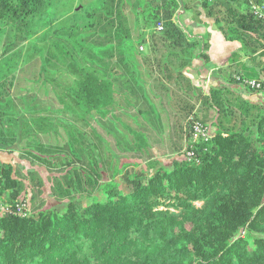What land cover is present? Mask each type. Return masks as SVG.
I'll use <instances>...</instances> for the list:
<instances>
[{
  "label": "trees",
  "instance_id": "1",
  "mask_svg": "<svg viewBox=\"0 0 264 264\" xmlns=\"http://www.w3.org/2000/svg\"><path fill=\"white\" fill-rule=\"evenodd\" d=\"M96 1L86 49L78 60L61 61L73 80L63 81L56 98L75 111L77 119L133 108L142 118L154 116L161 124L162 110L176 156L170 166L151 157L152 171L136 172L127 169L134 162L113 165L114 152L98 134L104 152L84 132L76 128L73 137L69 128L71 144L78 134L80 153L91 158L60 155L62 172L51 180V190L66 199L64 205L42 204L31 212L27 208L26 215L17 211L19 204L28 207L22 181L11 166L3 165L0 195L7 201L1 202L10 209L0 213V264H264V107L230 87L204 89L185 74L194 58L207 59L203 51L208 46L173 20L176 0ZM52 2L0 0V23L19 29L30 24L18 38L26 40L34 16ZM251 4L201 2L205 16L216 19L224 37L242 43L243 54H264V22ZM138 11L145 16L147 32L139 30ZM50 33L48 27L42 38L46 59L55 44ZM139 70L148 77H141ZM148 80L152 95L145 89ZM196 104L214 113L209 128L207 116L196 118L197 123L188 120ZM67 124L72 123L66 122L65 128ZM196 126L206 132L197 139ZM131 133L136 151L148 148L143 132ZM118 176L126 180L127 189Z\"/></svg>",
  "mask_w": 264,
  "mask_h": 264
},
{
  "label": "rangeland",
  "instance_id": "2",
  "mask_svg": "<svg viewBox=\"0 0 264 264\" xmlns=\"http://www.w3.org/2000/svg\"><path fill=\"white\" fill-rule=\"evenodd\" d=\"M252 2L253 4L264 3L261 0ZM96 4V0H53L51 6L42 14L34 16L30 30L31 36L26 40L18 38L27 33L30 24L29 28L25 24L19 29L0 23V101L3 102L14 96L13 101L0 104V163L2 168L3 165L11 166L12 173L22 181L21 189L28 202L29 212L42 204L44 207L56 208L64 205L66 199H58L51 190V180L62 172L60 164L63 160L60 155L72 157L75 160L91 158L87 153H80L78 134L75 137L77 141H72L73 144H71L67 133L69 128L73 132V137L76 128L84 132L88 140L94 142V145L100 148V152H104V143H98L99 135L106 141L108 149L114 152L113 165L116 161L118 164L134 162L127 169H133L136 172L144 170L150 173L152 168L148 166L151 163V157H153L152 161H157L159 165L170 166L176 156L170 149L167 121L162 110H160L161 124L154 116L149 119L142 118L133 108L121 109L106 117L90 119V114H84L80 116L84 117L83 119H77V113L74 114L75 111L66 109L56 98L55 91L62 89L63 81L73 80L69 70H65L66 66L64 67L61 61L68 63L67 60L70 58L78 60L86 49L87 34L91 32L88 27L94 20L92 8ZM136 14L139 18V27L145 29L143 23L145 16L139 11ZM48 27L51 30L49 37L55 44L52 49L53 54L46 59L47 47L42 38ZM206 36L207 34L199 37L201 44L206 43ZM212 43L214 48H219L215 38ZM141 51L145 52L146 46ZM194 51L197 53L198 48ZM206 51L207 49L203 51L205 56H207ZM200 57L204 59V56ZM210 66L209 63L207 68ZM217 71L216 75L223 77H228L230 73ZM119 72L120 70L116 69L115 74ZM140 73L141 77H148L144 71ZM214 73V70L210 72L211 78L215 75ZM50 77L54 79L49 81ZM116 77L119 78L122 75H116ZM229 78L227 80L232 79ZM233 78L236 80L235 76ZM123 80L121 78V82ZM149 84L148 80L145 89L152 95ZM208 84L209 82L204 89L210 87ZM256 93L264 96L263 93ZM151 99L156 103L157 108L161 109L153 96ZM258 104L264 107V100ZM77 111L82 112L79 108ZM213 114L211 109L206 111L201 105L196 104L188 120L197 123L196 118L207 116L208 127L209 122L214 118ZM38 118L41 120L35 122L34 119ZM66 122L72 124L70 126L67 124L65 128ZM131 130L141 131L147 136L148 148H145L143 152L135 150V140ZM57 156L59 157L56 160L49 159V157ZM105 175L103 171V178ZM118 180L124 188L129 187L125 179L118 176ZM81 197L83 203L88 201L87 197L83 195ZM4 199H7L6 195H0V201H7ZM196 203L199 204V202Z\"/></svg>",
  "mask_w": 264,
  "mask_h": 264
},
{
  "label": "crops",
  "instance_id": "3",
  "mask_svg": "<svg viewBox=\"0 0 264 264\" xmlns=\"http://www.w3.org/2000/svg\"><path fill=\"white\" fill-rule=\"evenodd\" d=\"M178 7L173 16L176 15L178 24L190 36L199 39L206 34L207 59L196 57L192 60L190 66L186 67L184 72L195 85L202 87L208 86H228L237 91L241 96L254 103H262L264 96L247 89L240 82L234 80L236 74H244L248 77H257L263 73L262 59L264 54L246 55L242 52V43L239 40H227L217 27L214 17L205 16L201 2L202 0H176ZM254 1V0H251ZM264 2V0H262ZM253 3V2H252ZM127 8L126 12H129ZM201 14H196V11ZM177 12V13H176ZM198 17L197 19H195ZM141 32H147V29L140 28ZM218 30L220 33H217ZM211 35L213 37L211 38ZM215 38L219 43V48H214L212 40ZM210 68H207L208 64ZM214 70L215 75H210ZM217 70L230 72V80L216 73ZM217 71V72H216ZM233 73V74H231ZM209 78V80H207ZM211 78V79H210ZM13 87V86H12ZM14 100V96L10 97Z\"/></svg>",
  "mask_w": 264,
  "mask_h": 264
},
{
  "label": "built area",
  "instance_id": "4",
  "mask_svg": "<svg viewBox=\"0 0 264 264\" xmlns=\"http://www.w3.org/2000/svg\"><path fill=\"white\" fill-rule=\"evenodd\" d=\"M251 9L253 10L254 15L260 19L261 21L264 22V3L262 4H251ZM177 13V12H176ZM173 20L176 22L177 18L176 15L173 16ZM177 23V22H176ZM178 24V23H177ZM162 27V23H158L156 29L160 30ZM140 50L143 49V46L139 47ZM262 65H263V73H261V75L257 76V77H248L244 74H236L235 75V79L240 82L243 86L252 89L253 91L256 92H260L264 94V57L262 59ZM205 130L202 129L201 126H196L195 127V134L194 137L196 138L197 136H199V134L201 135H205ZM1 163H0V175H1V171H2V167H1ZM10 209V205H8L7 203H3L0 201V213H3L5 211H9ZM17 211L22 214V215H26L27 212V206L23 203V204H19L17 206Z\"/></svg>",
  "mask_w": 264,
  "mask_h": 264
}]
</instances>
